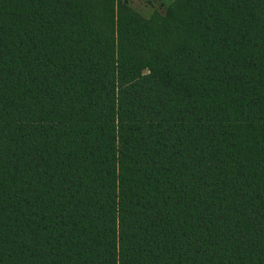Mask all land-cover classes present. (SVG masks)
I'll return each instance as SVG.
<instances>
[{"label": "trees", "instance_id": "obj_1", "mask_svg": "<svg viewBox=\"0 0 264 264\" xmlns=\"http://www.w3.org/2000/svg\"><path fill=\"white\" fill-rule=\"evenodd\" d=\"M0 264H264V0H0Z\"/></svg>", "mask_w": 264, "mask_h": 264}, {"label": "rangeland", "instance_id": "obj_2", "mask_svg": "<svg viewBox=\"0 0 264 264\" xmlns=\"http://www.w3.org/2000/svg\"><path fill=\"white\" fill-rule=\"evenodd\" d=\"M132 9L145 17L153 13L165 14L167 7L174 0H130Z\"/></svg>", "mask_w": 264, "mask_h": 264}]
</instances>
